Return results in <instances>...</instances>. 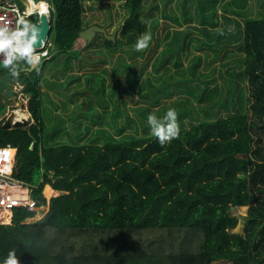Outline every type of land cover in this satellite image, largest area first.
I'll use <instances>...</instances> for the list:
<instances>
[{
	"label": "trees",
	"instance_id": "obj_1",
	"mask_svg": "<svg viewBox=\"0 0 264 264\" xmlns=\"http://www.w3.org/2000/svg\"><path fill=\"white\" fill-rule=\"evenodd\" d=\"M84 1L50 0L56 52L50 47L44 58H81L72 49L85 28ZM112 1L130 12L123 35L142 33L145 0ZM236 3L227 7L232 13H240ZM203 29L220 49L233 41ZM241 32L246 106L228 117L211 111L164 146L153 135L44 145L43 86L34 70L25 89L34 123L1 125L0 150L14 157L16 148L14 175L36 184L33 196L43 204L45 184L66 193L35 223H23L33 212L18 210L11 224H0V264L13 250L20 264H264V12L247 18ZM105 41L118 48L117 39ZM178 110V118L194 114Z\"/></svg>",
	"mask_w": 264,
	"mask_h": 264
},
{
	"label": "rangeland",
	"instance_id": "obj_2",
	"mask_svg": "<svg viewBox=\"0 0 264 264\" xmlns=\"http://www.w3.org/2000/svg\"><path fill=\"white\" fill-rule=\"evenodd\" d=\"M236 1L242 2L236 7L240 13L227 8L233 3L236 6ZM206 6L210 8L206 10ZM145 9L144 31L125 36L122 28L130 13L125 2L84 1L85 28L103 27L119 43L116 50H111L107 38L97 33L89 44L85 40L75 43L72 50L79 52L81 58L64 64L65 55L60 54L59 62L46 63L40 83L47 81L50 85L43 84L44 87L54 89V86L56 90L42 96L41 112L58 145H102L110 138L151 136L148 115L155 113L162 117L169 108L178 112L180 105L194 113L180 115V131L213 117L208 115L211 111L228 117L239 112L241 103L245 105V53L236 46L240 43L243 22L264 12V0H145ZM204 27L215 31V37L233 41L220 49L212 45ZM221 29L226 31L223 35ZM177 31L185 34L178 38ZM145 32L151 33L152 41L148 49L137 52L135 43ZM123 64H128L131 71L126 72ZM0 71H7L2 64ZM230 101L229 110L226 106L229 107ZM0 106L2 110L1 102ZM53 126L57 127L52 129ZM46 142L44 145H48ZM15 156L16 150L14 157L11 150H0V170L9 172V167L15 166ZM48 185L45 184L43 193L47 203L24 223L44 218L50 200L66 193L52 190L49 196Z\"/></svg>",
	"mask_w": 264,
	"mask_h": 264
},
{
	"label": "built area",
	"instance_id": "obj_3",
	"mask_svg": "<svg viewBox=\"0 0 264 264\" xmlns=\"http://www.w3.org/2000/svg\"><path fill=\"white\" fill-rule=\"evenodd\" d=\"M50 0H0V26L15 28L17 20L21 17L39 24L42 27L40 32V42L36 45L38 51L45 52L53 42L52 17ZM46 9V10H45ZM80 40V38H78ZM2 59V57H0ZM2 72L0 71V76ZM13 104L7 100H2L4 105L0 106V126L6 122L14 124L24 120H33L26 106L23 108L19 103L24 102L27 105V94L23 85L13 86ZM26 111L27 116H20L17 111ZM13 164L9 172L0 170V224H11L14 219L15 211L35 212L41 209L44 204L33 196L37 185L18 178L14 175ZM44 193V190H43ZM26 220V219H25ZM24 220V222H25Z\"/></svg>",
	"mask_w": 264,
	"mask_h": 264
},
{
	"label": "clouds",
	"instance_id": "obj_4",
	"mask_svg": "<svg viewBox=\"0 0 264 264\" xmlns=\"http://www.w3.org/2000/svg\"><path fill=\"white\" fill-rule=\"evenodd\" d=\"M228 30L232 31V28L229 27ZM40 32L39 24H33L23 17L17 20L15 28L0 26V57H2L0 64L12 77H19L22 71H39L43 58L46 56V53L38 51L36 47L40 42ZM220 32L221 35L224 34L222 29ZM151 41L150 32L141 34L135 43V50L145 51ZM147 124L151 134L157 138L161 146L179 138L178 113L174 108H169L162 117H158L155 113L149 114ZM136 150L139 151L141 148L138 147ZM3 264H20L15 250L8 253Z\"/></svg>",
	"mask_w": 264,
	"mask_h": 264
},
{
	"label": "water",
	"instance_id": "obj_5",
	"mask_svg": "<svg viewBox=\"0 0 264 264\" xmlns=\"http://www.w3.org/2000/svg\"><path fill=\"white\" fill-rule=\"evenodd\" d=\"M41 28L42 26L39 25ZM97 33H102L107 39L109 40H115L114 35H109L105 28L100 27L98 25H91L87 28H84L79 32V38L82 40H85L87 44L91 42V40L95 37ZM30 71V70H27ZM27 80V76H19V77H12L10 73L6 72L1 74L0 76V100H8L13 96V85L12 83L15 81H18L20 83H23ZM30 120H24L23 122L18 121L14 124H11L10 122H6L3 127L6 129H13V128H19V127H27L30 125Z\"/></svg>",
	"mask_w": 264,
	"mask_h": 264
},
{
	"label": "crops",
	"instance_id": "obj_6",
	"mask_svg": "<svg viewBox=\"0 0 264 264\" xmlns=\"http://www.w3.org/2000/svg\"><path fill=\"white\" fill-rule=\"evenodd\" d=\"M94 1V0H93ZM50 7H51V4H50ZM79 38V37H78ZM76 39V41H75V43L77 42V40H79V39ZM75 46V45H74ZM50 47H52L53 48V52L52 53H54V52H56V49H55V45L53 44V42L49 45V47H48V49L50 48ZM52 48H50V49H52ZM49 57H51V60H48L47 62H50V64L51 63H53L54 61L57 63V62H59V57H60V55H58V56H53V55H51V56H49ZM49 57H46V58H43V61H42V64H41V66H40V68H39V71H38V74H39V78H40V75H41V73L47 68L46 67V59H48ZM50 66V65H49ZM2 72V74L3 73H6V72H8V71H1ZM32 72H34V70H30V71H22L21 72V74H20V76L22 77V76H24V75H26L27 76V80L25 81V82H23V83H20V82H18V81H15V82H13L12 83V85L13 86H15V85H23L24 86V89H26V85H27V82H28V79H29V77H31V75H32ZM37 72V71H36ZM40 81V80H39ZM44 85H46V86H49L50 85V83H48L47 81L45 82V83H43ZM43 84H41L42 86H43V88H42V91H43V95L45 94V93H47V92H54L55 93V87L54 86H52L54 89H49V88H45L44 87V85ZM25 91V93L27 94V97H26V99H27V105L24 103V102H21V103H19V105H21L23 108L26 106V108L28 109V93L26 92V90H24ZM59 91H60V89H59ZM42 95V96H43ZM41 96V103H42V100H43V97ZM13 97V96H12ZM11 97V98H12ZM10 98V99H11ZM10 99H8L7 101H9V103H12L13 104V100H10ZM0 102H2V100H0ZM25 111V110H24ZM26 112V111H25ZM30 113V112H29ZM42 113V112H41ZM42 121H43V130H44V132H45V139L47 140V142L49 143V144H51V145H57V142H56V140H55V138H54V135L53 134H51V133H49L48 131L49 130H47V127H46V125H45V123H44V119H43V115H42ZM34 123V121L31 119V122H30V125L29 126H31L32 124ZM29 126H27V127H29ZM57 126H53L52 127V129H55ZM26 128V127H25ZM46 140H45V142H46ZM46 142V143H47ZM15 150H16V148H14ZM48 186H50V185H48ZM51 190H54L55 192H58L57 190H55V189H53L52 187L50 188Z\"/></svg>",
	"mask_w": 264,
	"mask_h": 264
},
{
	"label": "bare ground",
	"instance_id": "obj_7",
	"mask_svg": "<svg viewBox=\"0 0 264 264\" xmlns=\"http://www.w3.org/2000/svg\"><path fill=\"white\" fill-rule=\"evenodd\" d=\"M17 114H19L20 116H27V112H25V111H20V110H18L17 111ZM9 169H10V167H9ZM47 189V188H46ZM46 192L48 193V195L50 196L51 194H52V190L50 189V188H48L47 190H46Z\"/></svg>",
	"mask_w": 264,
	"mask_h": 264
}]
</instances>
